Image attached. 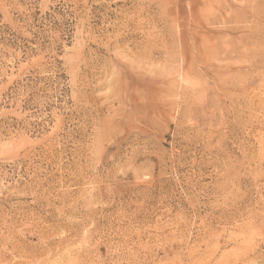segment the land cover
<instances>
[{
	"label": "rangeland",
	"instance_id": "1",
	"mask_svg": "<svg viewBox=\"0 0 264 264\" xmlns=\"http://www.w3.org/2000/svg\"><path fill=\"white\" fill-rule=\"evenodd\" d=\"M0 264H264V0H0Z\"/></svg>",
	"mask_w": 264,
	"mask_h": 264
}]
</instances>
